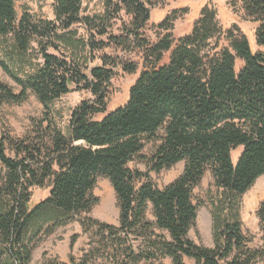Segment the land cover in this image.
Returning <instances> with one entry per match:
<instances>
[{"label":"trees","instance_id":"16d2710c","mask_svg":"<svg viewBox=\"0 0 264 264\" xmlns=\"http://www.w3.org/2000/svg\"><path fill=\"white\" fill-rule=\"evenodd\" d=\"M16 1L0 0V45L10 38L5 57L30 71L22 78L0 61L21 87L15 93L0 83V103H24L30 91L44 106L73 91H88L92 99L72 111L67 135L43 118L18 140L0 138V264H30L41 239L77 221L83 233L93 231L98 238L79 264L100 257L114 264H155L166 258L173 264H185V258L195 264H264V245L250 247L240 217L241 197L264 176V0H240L245 15L258 25L259 51L246 37L220 52L206 50L217 32L214 14H206L175 47L168 33L147 49L146 57L155 63L170 53L169 62L142 71L127 103L109 114L112 80L119 72L135 73L136 67L103 55L100 66L89 68L95 53L113 42L130 47L129 38L110 37L105 44L96 36H109L107 25L124 11L133 18L129 32L139 40L153 0H102L106 16L100 22L84 14L82 0H55L54 21L35 20L27 11L19 20ZM78 26L89 36L80 35ZM31 53L37 63L29 60ZM237 60L243 63L239 71ZM149 146L153 152L147 156ZM239 148L234 163L232 153ZM137 161L147 173L129 167ZM181 162L183 173L166 187L150 179L151 173ZM207 172L218 189L213 248L189 238L198 215L194 191ZM102 177L117 196L118 226L89 216L99 203L93 191ZM34 189L49 194L33 203ZM257 215L264 241V201ZM77 239L72 238V246ZM70 263L77 264L73 258Z\"/></svg>","mask_w":264,"mask_h":264},{"label":"rangeland","instance_id":"374dc122","mask_svg":"<svg viewBox=\"0 0 264 264\" xmlns=\"http://www.w3.org/2000/svg\"><path fill=\"white\" fill-rule=\"evenodd\" d=\"M82 3L85 15L97 16L99 17V22L100 17L106 16L105 4L102 0H82ZM54 6L55 0H17L15 4L19 20L24 12L27 11L35 20L54 21ZM148 8L150 10V21L139 31V40H135L134 35H131L134 30L132 25L133 18L124 11L107 25L109 36H96L98 42H105V44L109 43L108 38L110 37L129 38L130 47H124L113 42L106 49L95 53L96 59L88 63L89 68L100 66V57L103 55L119 58V61L133 64L136 67L135 73L119 72L112 80L106 114L127 103L130 88L135 84L142 71L153 67L158 68L169 62L170 53L165 52L162 61L155 63L157 61L154 58L148 59L146 57L147 49L158 43L168 33L172 35L173 46L175 47L178 40L189 35L199 20L206 14H214V23L217 28V32L209 41L206 50L220 52L224 48H229L233 40L243 39V37L248 39L254 52L260 50L255 42V32L258 25L254 23L253 19L245 15L240 0H153ZM75 29L79 30L80 35L89 36L88 31L84 27L78 26ZM10 41L11 39L9 38L4 40L3 44L1 42L0 61L9 64L16 74L23 78L24 73L29 72L30 68L26 67L25 71H21L18 69V62L14 63L5 57L4 50L9 48ZM142 42H144L145 48H141ZM49 52L58 56V53L53 50ZM35 56V53H31L28 58L37 63L38 59ZM242 67L243 63L237 60L236 71H239ZM0 83L8 86L15 93L21 91V87L1 67ZM90 99H92V95L88 91H73L44 106L36 94L30 91L28 100L24 103H0V138L5 135L18 140V138H22L32 132L35 129V124L43 118L51 119L67 135L69 133L72 111L81 102ZM105 115L98 116L96 119L100 120ZM152 152L153 147L149 146L144 154L150 156ZM241 152L242 148H239L232 153L234 163L237 162ZM7 154L13 158L15 156L9 149ZM129 167L133 170L147 173L146 166L138 161L130 164ZM184 167L185 163L181 162L170 170L159 174L151 173L150 179L158 188H164L180 177ZM3 174L4 168L0 164V175ZM48 194V190L34 189L33 203L43 201ZM93 194L99 199V203L93 208L89 216L102 223L118 226L120 209L116 193L110 181L104 177L98 179ZM217 195L218 189L215 186L214 178L211 172H207L201 184L194 191L193 200L195 205L198 206V215L195 225L189 233V238L194 243L207 248H213L214 246L212 210L213 202L216 200ZM263 201L264 176L259 178L255 185L240 200V217L243 231L250 240L252 249H258L264 245L260 221L257 215ZM104 207L108 208L105 210ZM148 218L153 220L151 212H149ZM74 236H77L78 239L72 246V238ZM96 242H98V238L93 231L85 234L80 222H73L57 228L53 234L41 239L34 249L30 264H46L54 261L71 264V258L79 264L84 254L90 250V244L94 246ZM89 264L114 263L111 260L100 257ZM140 264L150 263L143 261ZM155 264H173V262L170 258H166L155 262ZM185 264H195V262L192 259L185 258Z\"/></svg>","mask_w":264,"mask_h":264},{"label":"bare ground","instance_id":"6f19581e","mask_svg":"<svg viewBox=\"0 0 264 264\" xmlns=\"http://www.w3.org/2000/svg\"><path fill=\"white\" fill-rule=\"evenodd\" d=\"M105 206V205H104ZM108 207H104V209L106 210ZM100 210V209H99ZM102 210V209H101ZM112 210V209H111ZM106 212V211H103ZM113 213V212H112ZM108 214V213H107ZM109 216V215H108ZM104 217V216H103ZM107 217V216H106Z\"/></svg>","mask_w":264,"mask_h":264}]
</instances>
